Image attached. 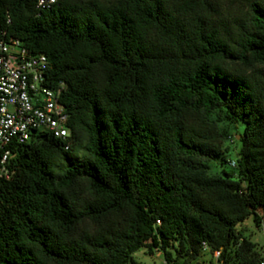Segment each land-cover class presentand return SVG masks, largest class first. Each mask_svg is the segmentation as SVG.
Instances as JSON below:
<instances>
[{
	"label": "trees",
	"instance_id": "1",
	"mask_svg": "<svg viewBox=\"0 0 264 264\" xmlns=\"http://www.w3.org/2000/svg\"><path fill=\"white\" fill-rule=\"evenodd\" d=\"M0 37L47 57L69 128L9 145L0 264L264 259L236 227L264 219V0H0Z\"/></svg>",
	"mask_w": 264,
	"mask_h": 264
},
{
	"label": "built area",
	"instance_id": "2",
	"mask_svg": "<svg viewBox=\"0 0 264 264\" xmlns=\"http://www.w3.org/2000/svg\"><path fill=\"white\" fill-rule=\"evenodd\" d=\"M54 1L38 0V5ZM47 66L44 54H30L18 40L0 37V175L8 176L5 164L12 142L28 140L34 130L59 138L69 135L68 115L58 101L60 89L45 80ZM202 249H207L205 242ZM212 255L216 258L219 251Z\"/></svg>",
	"mask_w": 264,
	"mask_h": 264
},
{
	"label": "rangeland",
	"instance_id": "3",
	"mask_svg": "<svg viewBox=\"0 0 264 264\" xmlns=\"http://www.w3.org/2000/svg\"><path fill=\"white\" fill-rule=\"evenodd\" d=\"M229 149L231 152L228 154V159L235 160L237 145L234 142L228 143ZM239 146V143H238ZM210 168L212 172L225 170L226 172H235L236 168L229 165L227 162L220 163L212 162L210 163ZM238 229H241L244 235L249 238L252 242L256 243V249L260 252L261 256L264 258V219L261 223L256 226L252 214L248 215L242 222L238 223L236 226ZM133 258L136 262L141 264H166L164 262L163 255L160 251H155L153 254H148L145 249H140L133 253ZM199 262L200 264H218L217 260L211 254V251L207 248L200 252L196 259L192 262Z\"/></svg>",
	"mask_w": 264,
	"mask_h": 264
}]
</instances>
